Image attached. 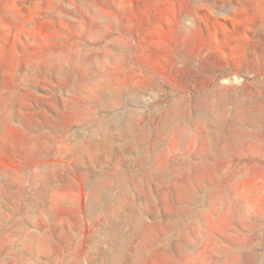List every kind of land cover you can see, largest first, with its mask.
<instances>
[{"label":"rangeland","instance_id":"374dc122","mask_svg":"<svg viewBox=\"0 0 264 264\" xmlns=\"http://www.w3.org/2000/svg\"><path fill=\"white\" fill-rule=\"evenodd\" d=\"M0 264H264V0H0Z\"/></svg>","mask_w":264,"mask_h":264}]
</instances>
